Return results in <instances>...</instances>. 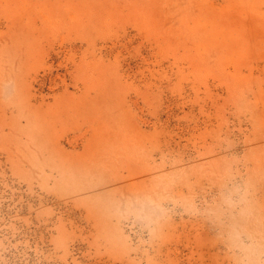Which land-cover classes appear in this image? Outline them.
<instances>
[{
    "label": "rangeland",
    "instance_id": "374dc122",
    "mask_svg": "<svg viewBox=\"0 0 264 264\" xmlns=\"http://www.w3.org/2000/svg\"><path fill=\"white\" fill-rule=\"evenodd\" d=\"M0 264H264V0H0Z\"/></svg>",
    "mask_w": 264,
    "mask_h": 264
}]
</instances>
